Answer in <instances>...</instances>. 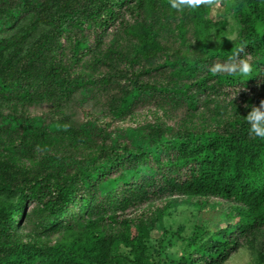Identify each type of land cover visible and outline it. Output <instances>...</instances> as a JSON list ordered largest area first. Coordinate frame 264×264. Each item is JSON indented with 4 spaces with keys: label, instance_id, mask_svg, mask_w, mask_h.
<instances>
[{
    "label": "trees",
    "instance_id": "16d2710c",
    "mask_svg": "<svg viewBox=\"0 0 264 264\" xmlns=\"http://www.w3.org/2000/svg\"><path fill=\"white\" fill-rule=\"evenodd\" d=\"M213 4L0 0V264H216L263 232L264 140L243 116L264 99V0ZM241 44L247 77L207 71Z\"/></svg>",
    "mask_w": 264,
    "mask_h": 264
},
{
    "label": "rangeland",
    "instance_id": "374dc122",
    "mask_svg": "<svg viewBox=\"0 0 264 264\" xmlns=\"http://www.w3.org/2000/svg\"><path fill=\"white\" fill-rule=\"evenodd\" d=\"M219 11L220 10H219L218 3L213 4L210 7L209 12L207 14L208 18H210L213 21H219V20L221 21V19L225 20L227 22V26L225 28V32L227 35L226 37L234 39L235 34H236L235 32L236 26H235L233 19H231L229 15L227 16L219 15L218 16ZM113 28L114 26H111L108 31L110 32L111 30H113ZM237 89L238 88H235V89L232 88V89H228L227 91L231 93L233 91L236 92ZM240 93L241 92H237V95L235 96V99H237V101H238V96ZM246 93H249V92H246ZM234 94L235 93H232L231 97ZM92 104H93V101L88 100L86 104L72 105L68 107L69 113H66V115H69V117L72 116L74 120L81 121L89 115L87 114V112H90V107ZM49 108L50 107L45 104H35V103L27 106L28 113L30 112V114L32 115H42L44 117H49L50 113H52L51 111H48ZM8 109H9L8 105L5 104L3 106L2 113L7 114L9 111ZM73 110H75V114ZM181 113H182V109H178V111H176L177 116H180ZM147 119H149V117ZM102 121L108 122L107 119H103ZM168 124L171 125V123H168ZM109 125L110 127L109 126L106 127L107 132H111L116 128L124 129L128 126H133V123L131 122V120L127 119L125 121H115ZM164 204H165V201L157 200V201L152 202L150 205L148 204L147 206L146 204H143L142 206H140V208H137V210L130 209L129 213H131L132 218L142 216V214L143 216L148 217L151 212H153L155 209H161L164 206ZM171 216H172V221L170 222L172 223L171 224L172 227L175 228L183 223H186L189 213L185 211L182 207H178L176 211L172 212ZM27 224H28V228L29 227L31 228L32 221H30ZM261 230L263 232L260 234H257L253 238L250 244H243L238 250L234 252H228L227 256H223L225 258L224 262L216 263V264H264V228H262ZM55 238H56V235L51 238L52 242L55 241Z\"/></svg>",
    "mask_w": 264,
    "mask_h": 264
},
{
    "label": "clouds",
    "instance_id": "9594fccd",
    "mask_svg": "<svg viewBox=\"0 0 264 264\" xmlns=\"http://www.w3.org/2000/svg\"><path fill=\"white\" fill-rule=\"evenodd\" d=\"M213 0H168L170 9L177 12L196 11L201 5L211 6ZM249 53L244 51V45L241 44L230 54L221 57L217 62L207 67V71L212 75H236L240 78L247 77L252 71V66L248 59ZM246 81V80H245ZM238 92V91H237ZM232 96V101L237 95ZM250 109L246 116H243L247 125L248 134L252 137L264 140V99L259 105H247Z\"/></svg>",
    "mask_w": 264,
    "mask_h": 264
}]
</instances>
